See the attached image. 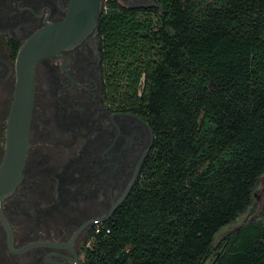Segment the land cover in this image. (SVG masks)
<instances>
[{
	"label": "trees",
	"instance_id": "obj_1",
	"mask_svg": "<svg viewBox=\"0 0 264 264\" xmlns=\"http://www.w3.org/2000/svg\"><path fill=\"white\" fill-rule=\"evenodd\" d=\"M205 1L103 10L106 93L146 117L156 140L82 264H264L263 221L216 242L264 173V0Z\"/></svg>",
	"mask_w": 264,
	"mask_h": 264
},
{
	"label": "flooded vegetation",
	"instance_id": "obj_2",
	"mask_svg": "<svg viewBox=\"0 0 264 264\" xmlns=\"http://www.w3.org/2000/svg\"><path fill=\"white\" fill-rule=\"evenodd\" d=\"M76 2L0 0V164L20 49L38 30L73 19ZM107 2L89 0L83 37L34 64L26 161L0 209V264H82L97 225L116 217L144 176L156 133L146 117L106 93L100 25Z\"/></svg>",
	"mask_w": 264,
	"mask_h": 264
},
{
	"label": "water",
	"instance_id": "obj_3",
	"mask_svg": "<svg viewBox=\"0 0 264 264\" xmlns=\"http://www.w3.org/2000/svg\"><path fill=\"white\" fill-rule=\"evenodd\" d=\"M89 0H77L75 17L66 22L49 24L31 35L22 45L18 59V81L15 99L9 116L7 146L0 164V209L6 196L10 195L22 178V171L29 147V126L35 97L34 64L41 58L69 47L83 37L86 26L83 21L88 14ZM1 211V210H0ZM129 257L122 252L119 260Z\"/></svg>",
	"mask_w": 264,
	"mask_h": 264
},
{
	"label": "rangeland",
	"instance_id": "obj_4",
	"mask_svg": "<svg viewBox=\"0 0 264 264\" xmlns=\"http://www.w3.org/2000/svg\"><path fill=\"white\" fill-rule=\"evenodd\" d=\"M211 0H206L204 3H201V6H205ZM254 200L249 209L238 217V219L224 227L216 236V242L218 243L221 238L228 232L235 231L240 226L244 225L246 222L251 220H260L264 222V173L260 177V182L258 187L254 191Z\"/></svg>",
	"mask_w": 264,
	"mask_h": 264
},
{
	"label": "built area",
	"instance_id": "obj_5",
	"mask_svg": "<svg viewBox=\"0 0 264 264\" xmlns=\"http://www.w3.org/2000/svg\"><path fill=\"white\" fill-rule=\"evenodd\" d=\"M105 228H106L105 226L97 225V227H96V233H99L101 230H104ZM106 231L107 232H110V229L109 228H106Z\"/></svg>",
	"mask_w": 264,
	"mask_h": 264
}]
</instances>
